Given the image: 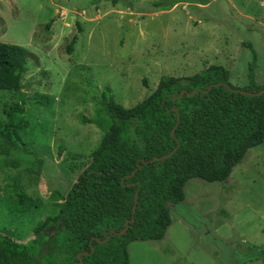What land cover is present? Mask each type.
Returning <instances> with one entry per match:
<instances>
[{"label":"rangeland","instance_id":"rangeland-1","mask_svg":"<svg viewBox=\"0 0 264 264\" xmlns=\"http://www.w3.org/2000/svg\"><path fill=\"white\" fill-rule=\"evenodd\" d=\"M155 1L0 0V42L23 45L39 60L27 65L17 95L25 111L14 121H27L19 133L42 158L39 171L20 170L32 198L23 213L11 207L9 166L0 158L1 232L25 242L39 220L58 212L57 195L76 182L105 132L96 107L104 86L130 107L162 76H189L211 64L245 86L253 61L246 43L256 52L255 80L264 83V0H175L162 8ZM76 21L82 31L67 53ZM8 94L0 89V101ZM38 98L42 104L29 102ZM169 213L163 238L128 244L131 264H262L249 258L264 249V142L224 182L189 179L184 200L169 204Z\"/></svg>","mask_w":264,"mask_h":264},{"label":"trees","instance_id":"trees-1","mask_svg":"<svg viewBox=\"0 0 264 264\" xmlns=\"http://www.w3.org/2000/svg\"><path fill=\"white\" fill-rule=\"evenodd\" d=\"M109 1L115 5L120 0ZM174 2L157 0L154 5L162 8ZM50 26L48 22L46 29ZM76 26L67 53L82 31L78 21ZM246 44L253 61L245 86L231 84L229 70L218 64L189 76L164 75L130 107L116 100L111 86H104L96 107L106 118V128L89 162L66 195H57L58 212L33 226L32 238L20 242L0 231V264H78V253L82 264H131L130 242L163 238L171 223L169 204L184 200L189 179L224 182L248 150L264 142V92H241L264 88L255 80L256 52ZM30 60L39 63L29 48L0 42V89L9 92L0 101V158L9 166L11 181L6 187L18 213L32 208V198L21 188L20 170L37 172L42 164L19 133L27 121H14L16 113L25 111L27 101H19L17 95ZM181 90L185 93L178 97ZM29 102L43 103L42 98ZM175 147L168 158L150 161ZM130 219L123 234L111 235L105 242L96 240L120 231ZM251 256L250 261L261 259L264 264V249L252 250Z\"/></svg>","mask_w":264,"mask_h":264},{"label":"water","instance_id":"water-1","mask_svg":"<svg viewBox=\"0 0 264 264\" xmlns=\"http://www.w3.org/2000/svg\"><path fill=\"white\" fill-rule=\"evenodd\" d=\"M210 87H211V86H210ZM210 87H209V88H210ZM209 88H208V89H209ZM195 91H196V90H193L190 94L195 93ZM206 91H208V90H206ZM235 91H238V90H235ZM241 92H242V93H245V94H249V95H257V94L263 93V92H264V88L261 89V90H259V91H257V92H256V91H255V92H247V91H244V90H241ZM184 93H185V91H184V90H181L180 93H179V95H178V97H181ZM176 124H177V123H176ZM175 150H176V147H175L174 149H172L169 153H167V154H165V155H163V156H161V157H157V156L153 157L150 161H153V160H156V159L168 158L170 155H172V154L175 152ZM145 162H147V161H145ZM134 173H135V171H133L131 174H129L128 177L133 176ZM136 197H137V191H136L135 194H134L135 202H136ZM134 207H135V204L133 205V208H134ZM130 221H132V219L127 220V221L125 222V224H124V228L121 229L120 231H118V232H114V233H110V234H109L105 239H103V240H100L99 238H96V240H97L98 242H105V241L108 240V238H109L111 235H114V234H123V233L127 230V228L129 227V222H130ZM92 250H93V247H92ZM84 253L87 254V252H84ZM77 257H78V259H79L78 264H82L81 253H78V254H77Z\"/></svg>","mask_w":264,"mask_h":264}]
</instances>
